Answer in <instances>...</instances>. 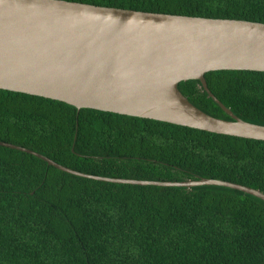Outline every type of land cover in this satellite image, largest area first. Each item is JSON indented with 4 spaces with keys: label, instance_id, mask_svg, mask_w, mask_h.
Wrapping results in <instances>:
<instances>
[{
    "label": "trees",
    "instance_id": "trees-1",
    "mask_svg": "<svg viewBox=\"0 0 264 264\" xmlns=\"http://www.w3.org/2000/svg\"><path fill=\"white\" fill-rule=\"evenodd\" d=\"M264 22V0H69ZM211 91L264 125V71L213 70ZM232 119L200 80L179 84ZM0 140L105 177L216 178L264 192V140L0 88ZM0 264H264V200L220 185L118 183L63 171L0 145Z\"/></svg>",
    "mask_w": 264,
    "mask_h": 264
},
{
    "label": "water",
    "instance_id": "water-1",
    "mask_svg": "<svg viewBox=\"0 0 264 264\" xmlns=\"http://www.w3.org/2000/svg\"><path fill=\"white\" fill-rule=\"evenodd\" d=\"M264 71V22L103 6L69 0H0V88L151 118L210 132L264 140V125L236 115L209 88L213 70ZM200 80L232 119L213 116L181 91ZM57 168L103 181L159 186L220 185L264 200L244 184L199 178L140 180L84 173L33 149Z\"/></svg>",
    "mask_w": 264,
    "mask_h": 264
}]
</instances>
